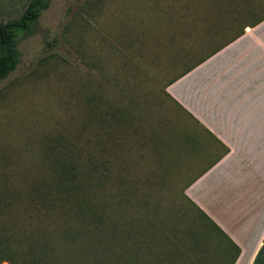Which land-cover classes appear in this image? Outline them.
Returning a JSON list of instances; mask_svg holds the SVG:
<instances>
[{"label":"rangeland","instance_id":"1","mask_svg":"<svg viewBox=\"0 0 264 264\" xmlns=\"http://www.w3.org/2000/svg\"><path fill=\"white\" fill-rule=\"evenodd\" d=\"M29 1L0 0V22L19 17ZM227 7L228 0H50L18 33L20 63L0 80L5 236L21 238L23 227L46 219L33 192V180L49 172L45 147L83 125L93 140L97 111L108 116L107 155L124 166L126 184L110 190L124 196L120 239L140 241L129 253L139 264H229L232 246L183 194L190 178L177 166L174 138L185 114L167 94L188 65L232 35L207 32L212 16L229 23Z\"/></svg>","mask_w":264,"mask_h":264},{"label":"crops","instance_id":"2","mask_svg":"<svg viewBox=\"0 0 264 264\" xmlns=\"http://www.w3.org/2000/svg\"><path fill=\"white\" fill-rule=\"evenodd\" d=\"M185 114L175 159L183 194L232 246L229 264H264V20L167 86Z\"/></svg>","mask_w":264,"mask_h":264},{"label":"trees","instance_id":"3","mask_svg":"<svg viewBox=\"0 0 264 264\" xmlns=\"http://www.w3.org/2000/svg\"><path fill=\"white\" fill-rule=\"evenodd\" d=\"M232 1L228 0L226 11L232 13L229 23H222L221 16H212L215 19L207 28L211 37L219 34L217 29L212 31V27L231 29L232 35L197 58L174 79L242 35L246 27L264 20V0H246L238 8L229 6ZM49 2L30 0L19 17L0 22V80L20 63L18 33L29 29ZM95 113L92 119L96 120L97 129L93 140L84 136L89 128L83 125L81 131L74 135L62 134L45 147L49 172L33 180V192L39 199L43 198L46 219L31 228L23 227V237L14 240L4 235V226L0 228V264L3 261L8 264H139L136 253L140 241L134 239L130 246L120 239L122 221H125L121 208L124 196L112 194L110 190L118 187L121 192L126 184L124 166L121 159L107 155V114ZM198 211L223 235L208 216ZM129 247L136 253H129Z\"/></svg>","mask_w":264,"mask_h":264}]
</instances>
